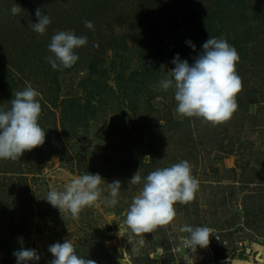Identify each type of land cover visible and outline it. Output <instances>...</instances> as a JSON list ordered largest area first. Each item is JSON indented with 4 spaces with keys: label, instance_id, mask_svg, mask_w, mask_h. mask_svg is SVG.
<instances>
[{
    "label": "rangeland",
    "instance_id": "374dc122",
    "mask_svg": "<svg viewBox=\"0 0 264 264\" xmlns=\"http://www.w3.org/2000/svg\"><path fill=\"white\" fill-rule=\"evenodd\" d=\"M37 8L52 20L43 35L29 27ZM68 30L88 42L73 67L53 70L48 44ZM211 36L238 51L243 79L238 110L217 126L179 116L174 90L160 87L175 56L191 65ZM25 81L41 94L46 138L20 160L0 159V264H17L21 237L41 257L28 264H48L49 246L65 239L97 264H264V0H0V108ZM182 160L196 197L140 247L124 213L142 184L129 181ZM87 172L104 179L101 199L121 181L115 207L98 201L73 219L45 200ZM184 224L210 227L208 247L188 249Z\"/></svg>",
    "mask_w": 264,
    "mask_h": 264
},
{
    "label": "clouds",
    "instance_id": "9594fccd",
    "mask_svg": "<svg viewBox=\"0 0 264 264\" xmlns=\"http://www.w3.org/2000/svg\"><path fill=\"white\" fill-rule=\"evenodd\" d=\"M22 12L24 10L20 5H12L11 13L14 16ZM35 16L38 22H29V27L33 32L43 35L52 23L51 17L40 8L36 9ZM83 23L86 28L94 30L92 21L84 20ZM87 42L86 36H77L72 30L58 31L51 37L48 44L51 55L45 59L53 70L69 69L79 60L75 50ZM186 43L195 50L191 41ZM202 48L203 51L191 65L177 54L172 61L175 67L168 71L170 77L162 79L160 87L165 91L174 90L177 102L175 112L179 116L200 118L205 124L217 126L229 121L239 107L237 96L243 90V79L236 66L240 56L224 38L211 36ZM25 85L22 91L14 92L10 109L0 108V159L20 160L26 151L45 143L46 132L38 123L42 106L37 98L41 94L30 82L25 81ZM104 182L99 173L87 172L73 178L63 191L50 190L45 200L58 209L61 215L67 212L73 219H78L82 210L98 206V201L106 207H115L119 203L121 181L107 183L109 193L101 199L103 189L100 186ZM129 183L142 184L141 191L124 213L125 223L135 236L140 237L137 241L140 247L145 244L144 234L173 224L177 217L175 205H187L194 201L199 189V180L193 175L192 165L187 160L170 167L157 168L143 178L139 169ZM178 231L187 234L183 236V243L195 252L197 246L208 247L213 230L206 225L184 224ZM19 239L22 246L13 253L17 264L38 262L41 258L38 251L23 247V238ZM48 251L53 256L48 264H97L95 260L78 256L71 239L50 245Z\"/></svg>",
    "mask_w": 264,
    "mask_h": 264
},
{
    "label": "bare ground",
    "instance_id": "6f19581e",
    "mask_svg": "<svg viewBox=\"0 0 264 264\" xmlns=\"http://www.w3.org/2000/svg\"><path fill=\"white\" fill-rule=\"evenodd\" d=\"M232 264H255V263H253L249 260H246V259L237 258V259L232 261Z\"/></svg>",
    "mask_w": 264,
    "mask_h": 264
},
{
    "label": "built area",
    "instance_id": "2783aa9c",
    "mask_svg": "<svg viewBox=\"0 0 264 264\" xmlns=\"http://www.w3.org/2000/svg\"><path fill=\"white\" fill-rule=\"evenodd\" d=\"M258 263H260V262L258 261ZM258 263H257V264H258Z\"/></svg>",
    "mask_w": 264,
    "mask_h": 264
}]
</instances>
